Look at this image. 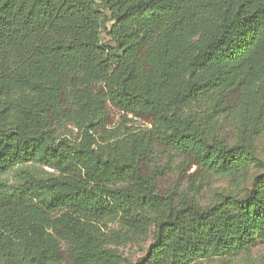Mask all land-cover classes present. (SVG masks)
<instances>
[{
    "label": "trees",
    "instance_id": "1",
    "mask_svg": "<svg viewBox=\"0 0 264 264\" xmlns=\"http://www.w3.org/2000/svg\"><path fill=\"white\" fill-rule=\"evenodd\" d=\"M263 125L264 0H0V264H123L111 246L151 227L135 264L249 252L264 171L206 207L196 186L246 181ZM161 148L196 167L188 189L159 191Z\"/></svg>",
    "mask_w": 264,
    "mask_h": 264
},
{
    "label": "rangeland",
    "instance_id": "2",
    "mask_svg": "<svg viewBox=\"0 0 264 264\" xmlns=\"http://www.w3.org/2000/svg\"><path fill=\"white\" fill-rule=\"evenodd\" d=\"M103 40L110 41V38L103 31ZM132 118V115L129 116ZM137 126H149L148 123L141 119L134 118V123ZM241 125L238 119L233 120L227 117L223 123L220 135L225 137L226 141L234 144L240 138ZM77 129L72 125H65L58 131L59 136L67 137L71 140L76 139ZM253 143L255 151L261 160L260 164L251 166L249 177L246 181L235 180L225 175L205 174L197 182L196 186L199 189V203L202 207L212 204L217 193L239 194L243 195L251 186L255 175L264 171V125L259 135L254 136ZM183 156L172 150L161 148L158 150L157 157L153 161L151 171H159L157 186L162 193L176 192L188 189V175L196 171V167L184 168L182 170L181 163ZM51 171L50 168H46ZM5 178L9 183L17 181V177L13 172H9ZM176 196V195H175ZM111 228L119 229L118 222L112 220L108 222ZM155 231L151 227L148 233L140 237L128 238L122 246H111L123 257V264H135L136 261L146 255L149 246L154 241ZM193 264H264V243H257L249 252H238L232 256L208 257L197 260Z\"/></svg>",
    "mask_w": 264,
    "mask_h": 264
}]
</instances>
